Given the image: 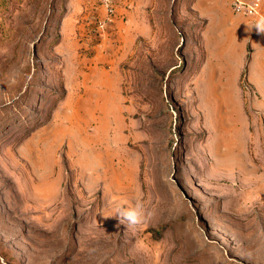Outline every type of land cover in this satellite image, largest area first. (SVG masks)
Masks as SVG:
<instances>
[{"label": "rangeland", "instance_id": "obj_1", "mask_svg": "<svg viewBox=\"0 0 264 264\" xmlns=\"http://www.w3.org/2000/svg\"><path fill=\"white\" fill-rule=\"evenodd\" d=\"M236 1L0 0V264H264V0Z\"/></svg>", "mask_w": 264, "mask_h": 264}, {"label": "clouds", "instance_id": "obj_2", "mask_svg": "<svg viewBox=\"0 0 264 264\" xmlns=\"http://www.w3.org/2000/svg\"><path fill=\"white\" fill-rule=\"evenodd\" d=\"M257 31L264 32V16L259 17L253 24ZM119 223L126 226L139 225L144 219V209L140 202L128 207L117 206L114 209V215Z\"/></svg>", "mask_w": 264, "mask_h": 264}, {"label": "built area", "instance_id": "obj_3", "mask_svg": "<svg viewBox=\"0 0 264 264\" xmlns=\"http://www.w3.org/2000/svg\"><path fill=\"white\" fill-rule=\"evenodd\" d=\"M105 5H111V1L112 0H103ZM259 3L258 0H255L251 3H247V2H243L240 0L236 1V7H235V11L237 12H241L247 15H251V14H255V13H259Z\"/></svg>", "mask_w": 264, "mask_h": 264}, {"label": "crops", "instance_id": "obj_4", "mask_svg": "<svg viewBox=\"0 0 264 264\" xmlns=\"http://www.w3.org/2000/svg\"><path fill=\"white\" fill-rule=\"evenodd\" d=\"M262 15V14H261ZM263 16V15H262ZM260 32V31H259ZM263 36H264V32H260ZM263 53L261 54V56L263 57V60L264 61V49L262 50ZM256 86L258 87V90H260V92H263L264 93V88L262 89V86L261 84L258 82L256 83Z\"/></svg>", "mask_w": 264, "mask_h": 264}]
</instances>
